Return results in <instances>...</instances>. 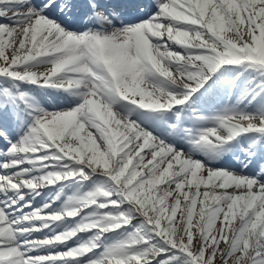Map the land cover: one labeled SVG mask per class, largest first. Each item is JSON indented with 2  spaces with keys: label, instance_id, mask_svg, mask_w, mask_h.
Instances as JSON below:
<instances>
[{
  "label": "snow or ice",
  "instance_id": "obj_1",
  "mask_svg": "<svg viewBox=\"0 0 264 264\" xmlns=\"http://www.w3.org/2000/svg\"><path fill=\"white\" fill-rule=\"evenodd\" d=\"M0 264H264V0H0Z\"/></svg>",
  "mask_w": 264,
  "mask_h": 264
},
{
  "label": "bare ground",
  "instance_id": "obj_2",
  "mask_svg": "<svg viewBox=\"0 0 264 264\" xmlns=\"http://www.w3.org/2000/svg\"><path fill=\"white\" fill-rule=\"evenodd\" d=\"M40 70H44L43 68H41Z\"/></svg>",
  "mask_w": 264,
  "mask_h": 264
}]
</instances>
